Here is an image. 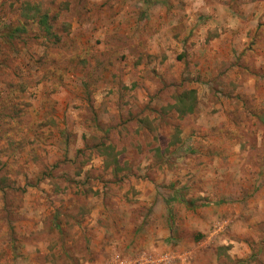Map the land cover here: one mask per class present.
<instances>
[{
	"label": "rangeland",
	"instance_id": "374dc122",
	"mask_svg": "<svg viewBox=\"0 0 264 264\" xmlns=\"http://www.w3.org/2000/svg\"><path fill=\"white\" fill-rule=\"evenodd\" d=\"M252 1L258 0H0V264H97L112 252L94 251L83 241L65 246L55 234L27 236L24 194L46 180L54 193L72 195L73 208L89 212L102 206L138 210L130 206L140 202V182L152 183L154 191L180 197L193 211L165 225L174 236L172 250L181 241L187 246L173 264H264V93L235 95L210 79L199 99L189 69L193 46L206 47L216 36L209 23L216 11L209 7L229 2L240 13ZM259 37L262 22L240 52H253ZM159 53L172 59L175 73L157 70ZM263 56L255 50L251 60ZM121 65L141 67L142 74L122 73ZM97 79L98 87L111 84L126 99L137 92L122 93L126 84H147L154 89L148 96L169 105L170 114L131 121L126 131L98 132L89 97ZM219 104L235 106L232 115L219 116ZM234 146L251 149L241 157L256 160L250 163L257 181L235 183L249 170L231 167L233 154L223 151ZM216 204L224 209L212 214L208 227L185 226L209 217L195 208ZM139 216L130 218L131 231L116 251L136 256L155 250L147 244L153 224ZM196 250L203 258L196 260Z\"/></svg>",
	"mask_w": 264,
	"mask_h": 264
},
{
	"label": "crops",
	"instance_id": "0c3cea01",
	"mask_svg": "<svg viewBox=\"0 0 264 264\" xmlns=\"http://www.w3.org/2000/svg\"><path fill=\"white\" fill-rule=\"evenodd\" d=\"M185 8L187 9V13H189L187 18L189 20L194 19V17H192L193 10L191 5ZM209 8L216 11L212 13L214 15L210 19L212 21L209 20V23L211 22L213 26H216V36L211 39V42H209V45L206 47L199 43L193 46V64L189 65V69L191 68L190 66L194 67L190 73V82L193 88L198 90L199 99L205 96L203 87L204 81L210 79H214L218 87L231 89L235 92V95L250 96L256 94L262 96L264 93V56L256 58V61L253 62V60H251V55L254 54L255 50L264 54V38H257V48L254 49L253 52L243 53L240 51L244 48V43L250 41L251 32L255 31L259 23H264V0L252 1L247 3V5L245 4V6H241L240 8L242 11L240 13L235 11L236 9L233 3L229 2H216ZM250 29L252 30L250 31ZM206 35L208 37L207 33ZM233 48L239 49V51L234 54ZM157 58V70H159L161 74L166 70L169 76L171 73H175L176 67H170L172 59H166V56L160 53ZM205 58L208 60L207 62L204 61ZM254 66L257 71L254 69ZM106 68H104V70L108 71V67ZM121 68L123 69L121 70L122 73L138 71V74H142L140 72L141 67L134 68L131 65H121ZM127 79L128 77L125 76V82ZM99 80L100 79H97L91 86V89L94 91L89 96L92 106L90 109L91 120L98 132L102 130L103 134H106L109 130L114 132H121V130L126 131L128 128L130 129V126L127 124L131 121H139L140 123L148 119H162L170 114L169 105L163 106L164 102L148 96L154 89L151 86H147V84L146 86L140 84L138 87L137 85L132 86L126 84L127 86L122 88V93L124 90L130 92L133 87H136L135 90H137L132 99H126L125 96H119V94L117 95L116 92H113L114 88L111 84L102 83V86L100 87L99 84L98 87V82L100 83ZM117 89H119V87H117ZM218 108L222 109V112L218 113L219 116L225 117L232 115V110L235 109V106L228 108L227 105H225L223 108V106L219 104ZM200 112L199 114L201 115L206 114V111ZM218 114H215L214 117H217ZM99 121H101V125H99ZM262 149L264 150V147ZM250 150L251 149L248 148L243 151L241 146H234L229 148L228 151H223L233 154L232 159L235 160H233L234 166H231L232 168L249 170L247 174L239 172L238 175L235 176V183L240 182L243 178H248L250 181H257V177L253 172L254 167L251 164H256V160L241 157L242 152L246 155V153H250ZM175 179L169 178L170 182ZM161 180L163 181V179H159L156 183H159ZM261 181L262 180H260V182ZM151 184L149 182H140L138 186L140 190L138 196L140 202L131 204V206L128 205L132 209L133 207L137 208L139 206L140 209L138 210L132 212L123 206L119 208L115 206L113 207L114 209L110 207L104 208L102 206L101 208L89 212L79 210L78 208L76 209V207L73 208L70 203L72 195L64 194L62 191L54 193L50 181H41L24 194L26 207L24 216L27 219L26 225L29 227L27 229L28 234H26L30 239H32V237H37L36 235L50 238L51 234L52 236L55 234L63 239L61 244L65 242V246L77 241H83L88 248L98 252L102 249L109 250L113 248L109 255V257H111L114 252H118L116 251L119 249L118 247L123 246L126 234H128V231H131L130 218L133 215H141L138 217L141 222L142 217H147V220L150 219L155 234L153 237L149 238L147 242L148 246L150 248H155V250L146 252L160 255L158 250H166L167 253L171 255L178 256L180 254L184 256L183 253L187 251V246L184 245L183 241H181V247H178L179 250H172L169 247L168 244L174 240V236L171 234L170 229H166L165 225L167 222L173 223L175 218L179 219V223L182 217L191 218L194 216L191 213L193 211H188V208L184 205L185 202L180 200V197L178 198L176 195L172 194H159L156 190H153L154 188H152ZM216 199H219V197ZM51 204L53 205L51 206ZM47 207H50V210L45 213V208ZM223 209V206L217 204L211 205L208 208H195V212H201L209 217H206L207 219H195L194 217L193 219H189V222H187L185 226L195 225L198 228L208 227L210 222L215 219L212 214H214L215 211L219 214ZM237 211L240 212L239 210ZM147 214L148 216H146ZM114 228L118 230L113 231ZM24 232H26V230H24ZM66 234H71L69 240L66 239ZM57 239L58 238H56V240ZM46 245L49 246V244ZM27 246L33 247L34 245L31 242V245L27 244ZM192 248H194V246ZM198 251H191V253L196 256V260L198 256L203 258L205 255L204 252ZM197 252L200 255L197 254ZM109 257H107V259ZM107 259H105L104 262L99 261L97 264H103ZM181 263L185 264L184 261H181L180 264ZM193 263L197 264L196 261Z\"/></svg>",
	"mask_w": 264,
	"mask_h": 264
},
{
	"label": "built area",
	"instance_id": "2783aa9c",
	"mask_svg": "<svg viewBox=\"0 0 264 264\" xmlns=\"http://www.w3.org/2000/svg\"><path fill=\"white\" fill-rule=\"evenodd\" d=\"M180 258H183L181 256ZM175 255H155L152 252H142L136 256H127L118 252L107 259L103 264H173Z\"/></svg>",
	"mask_w": 264,
	"mask_h": 264
},
{
	"label": "trees",
	"instance_id": "16d2710c",
	"mask_svg": "<svg viewBox=\"0 0 264 264\" xmlns=\"http://www.w3.org/2000/svg\"><path fill=\"white\" fill-rule=\"evenodd\" d=\"M41 23L47 25L48 22H47V17L46 16L41 18ZM47 29H48V27H47ZM190 110H191V107H190Z\"/></svg>",
	"mask_w": 264,
	"mask_h": 264
}]
</instances>
